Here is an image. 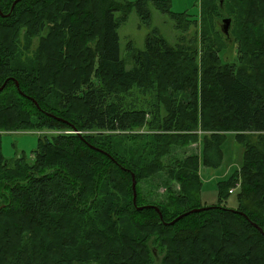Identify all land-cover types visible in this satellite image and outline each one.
Segmentation results:
<instances>
[{
    "label": "trees",
    "instance_id": "16d2710c",
    "mask_svg": "<svg viewBox=\"0 0 264 264\" xmlns=\"http://www.w3.org/2000/svg\"><path fill=\"white\" fill-rule=\"evenodd\" d=\"M14 1L0 0V264H264V0H222L234 63L203 29L174 46L156 34L129 45L131 69L117 29L133 9L148 22L145 0H20L10 11ZM219 2L200 0V18ZM173 19L180 31L198 23ZM197 129L212 132L200 155L165 163ZM25 131L43 132L33 159H6L1 135ZM227 133L243 160L217 184L216 206L165 225L205 208L199 164L219 166ZM165 171L166 201L149 200L139 184ZM132 176L137 207L162 218L133 206ZM235 188L236 212L223 205Z\"/></svg>",
    "mask_w": 264,
    "mask_h": 264
},
{
    "label": "rangeland",
    "instance_id": "374dc122",
    "mask_svg": "<svg viewBox=\"0 0 264 264\" xmlns=\"http://www.w3.org/2000/svg\"><path fill=\"white\" fill-rule=\"evenodd\" d=\"M120 3L132 4L138 0H117ZM156 0H145V7L149 13V20L142 23L133 9L126 13L124 22L120 23L117 34L119 38V58L122 60L126 69L133 67V61L130 57L128 46L130 45L134 50H143L147 36L158 35L167 44L174 46L178 44V40L192 39L198 40L200 32L206 30V42L215 49L219 50V60L221 63H234L237 55V42L233 33V17L229 12L222 8V0L219 6L222 8L214 16H206V20L200 18V0H160L165 1V5L169 7L170 14L161 12L155 5ZM117 19L121 14L114 13ZM188 18L189 20H196L198 23L190 22L186 30L180 31L177 28L173 17ZM229 18L231 20L230 34L226 37L220 31L221 20ZM219 21L218 27L215 22ZM181 24L185 21L181 20ZM179 25V24H178ZM180 26V25H179ZM182 29V27L180 26ZM198 34V37L196 34ZM143 128L132 130L130 134H140L139 130ZM199 130V131H197ZM198 140L194 145L187 148H172L170 157H166L164 162L169 164V161L174 159L181 160L191 153L200 155L201 144L204 136H210L212 132L202 131L197 129ZM43 132L25 131V132H11L1 135V151L3 156L10 160L18 157H24L26 161L33 159L32 152L36 150L38 139L42 138ZM221 162L217 168L205 167L200 162L199 164V178L201 182L200 200L202 207H215L218 203L217 184L221 181L227 180L230 176L240 170L243 160L244 148L235 139V133H227L223 143L220 146ZM166 171L159 174L157 177L144 181L139 184L142 192L151 201L165 202L167 192L165 188L164 179ZM237 189H230L229 196L223 204L226 209L234 210L237 208L236 193ZM172 191H177V186ZM147 200V199H146Z\"/></svg>",
    "mask_w": 264,
    "mask_h": 264
},
{
    "label": "water",
    "instance_id": "95a60500",
    "mask_svg": "<svg viewBox=\"0 0 264 264\" xmlns=\"http://www.w3.org/2000/svg\"><path fill=\"white\" fill-rule=\"evenodd\" d=\"M19 1H20V0H15V1L12 3L11 8H10V11L12 10L13 6H14L17 2H19ZM220 3H221V2H220ZM1 16H2V15H1ZM6 16H7V15H6ZM229 26H230V19H229V18H225V19L221 20L220 31H221V32L224 34V36H226V37L228 36ZM5 83H6V82H4V84L0 87V91L3 90V88H4V86H5ZM15 85H16V88L18 89V84L15 83ZM19 93H20V92H19ZM20 94L22 95V93H20ZM27 99L31 100V101L34 103V105L38 108V105H37V103H36L34 100H32V99L29 98V97H27ZM135 187H136V182H135V180H134V177L132 176V186H131V188H132V193H133L132 203H133V206L136 208V210L141 211L143 208H147V207L155 208V211L158 213L159 217L162 218L159 209L156 208V207H154V206H143V207L140 206V207H137V205H136V191H135ZM207 209H209V207H205V208H197V209L189 210V211L184 212L183 214L179 215L177 218H175V219L172 220L171 222H169V223H165V225H173L174 223H176V222L179 221L180 219H182V218H184V217H186V216H188V215H190V214L199 213L200 211L207 210ZM234 212H236V211H234ZM253 226H254L255 228H257L256 225L253 224ZM257 229H258V228H257ZM258 231L262 234V236H264V232H263L261 229H258Z\"/></svg>",
    "mask_w": 264,
    "mask_h": 264
},
{
    "label": "bare ground",
    "instance_id": "6f19581e",
    "mask_svg": "<svg viewBox=\"0 0 264 264\" xmlns=\"http://www.w3.org/2000/svg\"><path fill=\"white\" fill-rule=\"evenodd\" d=\"M238 214V213H237Z\"/></svg>",
    "mask_w": 264,
    "mask_h": 264
},
{
    "label": "built area",
    "instance_id": "2783aa9c",
    "mask_svg": "<svg viewBox=\"0 0 264 264\" xmlns=\"http://www.w3.org/2000/svg\"><path fill=\"white\" fill-rule=\"evenodd\" d=\"M238 186V185H237Z\"/></svg>",
    "mask_w": 264,
    "mask_h": 264
}]
</instances>
